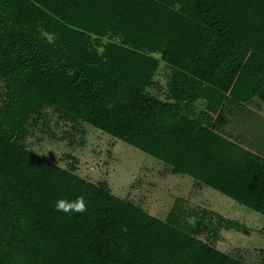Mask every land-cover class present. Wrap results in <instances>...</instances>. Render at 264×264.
Wrapping results in <instances>:
<instances>
[{
    "label": "trees",
    "instance_id": "16d2710c",
    "mask_svg": "<svg viewBox=\"0 0 264 264\" xmlns=\"http://www.w3.org/2000/svg\"><path fill=\"white\" fill-rule=\"evenodd\" d=\"M250 54L264 60V0H0V264H246L198 236L209 219L192 226L177 204L159 219L24 140L49 106L264 216V157L224 130L264 94V66L233 94ZM161 62L164 101L146 93ZM79 196L86 212L54 210Z\"/></svg>",
    "mask_w": 264,
    "mask_h": 264
},
{
    "label": "rangeland",
    "instance_id": "374dc122",
    "mask_svg": "<svg viewBox=\"0 0 264 264\" xmlns=\"http://www.w3.org/2000/svg\"><path fill=\"white\" fill-rule=\"evenodd\" d=\"M45 37L51 40L50 36ZM263 66L261 57L255 54L248 56L233 87L235 97L245 98L258 83ZM169 75L170 68L161 62L153 77V85L146 93L166 100ZM3 93L4 85L0 80V105ZM196 105L202 106L199 103ZM233 110L239 114H253L249 116L253 120L259 112L264 115V94L254 96L250 101L243 102L241 107H232L226 113V131H230L232 125L234 127L237 119V132L243 136L247 134V139L251 138L247 132L250 128H246V122L234 115ZM28 130L24 145L35 153L65 169L74 167L72 171L87 181L106 182L113 195L127 199L159 219H166L175 204L178 210L174 212L180 215V219L187 221L190 216L199 220L203 217L209 219L210 225L201 227L198 235L203 241L246 264H264L263 215L210 187L195 185L188 175L172 174L167 165L154 157L85 123L71 122L49 106H45L41 115L30 122ZM201 208L238 221L247 233L224 229L214 232L216 216L198 211Z\"/></svg>",
    "mask_w": 264,
    "mask_h": 264
},
{
    "label": "crops",
    "instance_id": "0c3cea01",
    "mask_svg": "<svg viewBox=\"0 0 264 264\" xmlns=\"http://www.w3.org/2000/svg\"><path fill=\"white\" fill-rule=\"evenodd\" d=\"M232 113L236 116L241 117L244 120V122H246L245 124L246 128H250L249 130H247V132L249 131L248 133L252 134L253 136L248 134V137L250 136L251 138L247 139L245 137L247 136V134L243 136L242 133L237 132L238 130V129L236 130L237 122L235 123V121H238L237 119H235L234 127L232 125L231 126L232 129H230V131H226V128L224 127V130L226 131L225 133L230 137L231 140L241 141L242 142L241 145L246 150L257 153L258 155L264 157V115L259 112L258 113L259 116H256V118L253 120L251 119V117H249V116H252L253 114H250V115L239 114L238 112H236V110H233ZM243 116H246V117H243ZM259 134H260V137H259ZM195 185L200 186L198 184H195Z\"/></svg>",
    "mask_w": 264,
    "mask_h": 264
},
{
    "label": "clouds",
    "instance_id": "9594fccd",
    "mask_svg": "<svg viewBox=\"0 0 264 264\" xmlns=\"http://www.w3.org/2000/svg\"><path fill=\"white\" fill-rule=\"evenodd\" d=\"M55 211L68 213H84L87 211V206L82 196L77 197L75 200L58 199L54 207ZM188 224L194 226L196 217H187Z\"/></svg>",
    "mask_w": 264,
    "mask_h": 264
}]
</instances>
